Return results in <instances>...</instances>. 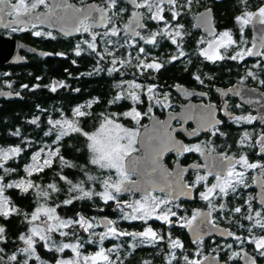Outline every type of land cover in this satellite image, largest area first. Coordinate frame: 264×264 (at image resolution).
<instances>
[{"label":"snow or ice","instance_id":"6c2138e0","mask_svg":"<svg viewBox=\"0 0 264 264\" xmlns=\"http://www.w3.org/2000/svg\"><path fill=\"white\" fill-rule=\"evenodd\" d=\"M123 3L130 4L134 9H145L146 12L132 11L128 22L123 26V30L113 19L121 16L127 8L122 6ZM66 9L72 10L73 23L70 27H66L61 23L60 31L65 35L72 32L80 33L85 36L84 39L78 41L73 49L74 55L79 57L84 52L96 58L98 67L96 72H107L108 75L117 74L121 77L115 83L117 89L112 99L108 101L109 105L118 104L120 102L131 101V106L123 113L101 112L96 116L92 109L93 104L99 103V100L93 99L87 104L77 105L72 109V116L68 118L66 114L61 113L60 118H50L47 121L48 130L44 131V136H54L52 141L56 147L52 148L45 145L35 151L31 157L34 163L25 165L23 171L26 177L16 180H9L13 173L19 172L17 167L8 165V162L20 157L26 148L20 145L9 146L7 148L0 147V218L9 221L10 217H19L21 210L16 207L13 201L6 195L8 189H18L23 194H28L32 190L37 198L38 204L34 210L28 214H24L28 228L27 234L21 233L18 240L23 242L24 247L18 248L25 258L22 264H29V260H35L38 264H49L48 261L41 258L38 254V248L42 247L50 253L65 254V250H71L72 256L68 258L54 257V264H117L112 259V254L118 252L121 245L117 244L113 247H104L105 240H117L125 237H131L133 241H138L140 245H156L157 243H168V264H206L209 260L215 262L217 256H204L203 249L197 248L194 254L187 253V248L179 238H173L171 228L180 227L189 229L195 239L192 243L200 245L204 242L205 236H211L218 233L221 237H230L233 244H217L222 255L219 259L223 264H228L238 256L245 259L247 264H258L257 256L264 258V192L258 193L257 197L248 196L243 203L229 207L234 199L239 198L242 189H247L250 185L246 180V175L251 170L259 169L264 173V163L259 161L253 162L246 153L252 150L257 156L264 160V112L260 115H243L233 114L227 108L214 105L212 103H202L196 113L198 128L193 129L188 135L198 136L200 130H205L211 136H224L221 126L225 120L217 118V112H223L228 122L234 125H250L253 131L247 128L242 130L239 140L236 142L237 155L228 154L229 149L221 152L217 158V163L213 169L208 170L205 174H200L198 169L200 165H191L190 168L194 173V179L191 182L179 184L177 180L183 173L189 171V168H182L180 165L183 161H177L174 174L177 180L165 182V187L160 191L164 192L163 196L153 195L156 185L150 184L149 187H143L141 184L131 181L129 174L134 172L138 162L132 157L136 151V137L138 133L134 130L125 128L119 120L121 118L130 119L137 125L143 117L149 116L153 112V107L170 108L171 105L166 101L167 94H163V99L157 98L158 86L156 84L145 85L139 78L150 77L151 72H159L164 65L157 59L152 58L151 48L160 46L161 40L170 41L171 45L176 48V54L171 55L168 63L179 61L185 57L183 41L186 32L183 31L184 25L180 22L182 13L189 11L193 5V0H106V6L101 8L89 5L84 9L72 8L67 5V0H63ZM41 5L47 9L45 14L36 12ZM240 14L235 16V22L239 25V39L234 38L231 30H225L210 39L198 41L199 57L204 61L216 64L225 60H231L237 63L246 62L247 57H256L257 60L253 64V68H259L260 74L248 69L240 78L241 85L245 81H256L257 85L264 88V28L261 29L259 43H252L250 47H244L248 41L245 38L244 29L246 26L258 23L264 26V0H260L259 6L253 11L249 9V0H238ZM60 7L55 4L49 7L48 0H0V16L12 17L10 25H19L12 27V32L30 31L34 37H42L55 40L57 36L51 31L38 30L39 26L45 22H51L53 25L60 21H64L65 17L59 16L55 9ZM35 13V14H34ZM208 9L204 13H200V20L209 32H215V29L209 22ZM148 21L155 22L156 28L153 30ZM103 31H97V29ZM118 38V39H113ZM206 45V46H205ZM151 46V47H148ZM124 53L121 54L120 50ZM130 50V51H129ZM35 52V49H30ZM40 56H49L53 53L40 52ZM57 56L66 57V53H55ZM76 63L75 60L72 61ZM126 67H131L134 71L131 73L132 79H124L127 73L124 71ZM92 73H89L91 75ZM199 85L209 88L208 82L213 81L214 77L208 76L206 79L199 74L193 75ZM37 77V80H40ZM35 85L33 87H39ZM8 88L12 85L7 84ZM22 88L28 89L29 85H21ZM49 88L51 92H56L60 88L66 87L64 81L53 80ZM177 88L184 91L185 95H195L185 91L181 85ZM79 91V89H74ZM222 95L227 96L229 93L233 95H242L241 88L233 87L227 90L217 89ZM244 91L256 92L257 89H245ZM9 95L11 93H8ZM19 95V93H16ZM200 96L206 97L207 92H200ZM260 95L264 97V92ZM146 98V100H145ZM147 101V111L138 110V106ZM227 104V100L224 101ZM240 108L241 105H236ZM179 115V114H177ZM94 118L99 121V127L95 132L85 131L82 122L86 118ZM155 119L154 117H152ZM173 119L177 117L173 116ZM187 118H192L188 116ZM40 117H36L30 121L32 125L39 126ZM254 122H258L261 128L256 131ZM158 126L159 134L152 138L150 146V157L147 166L153 173L162 174L164 176H172L173 172H167L159 167L160 158L164 152L171 151L177 154V157L183 156L185 153H201L204 150L200 144L186 145L178 142L173 136V132L177 129H170L165 121L155 120ZM74 134L85 138V148L88 153L87 164L84 166L75 165L61 154V141L65 137H72ZM13 136H21L20 130L16 129ZM80 151L79 148L76 149ZM258 150V151H257ZM44 158L42 164L39 162L41 154ZM68 168L81 167L86 177L80 183H74L67 179L66 176L59 174V178L65 181L69 187L68 192L73 193L70 198L64 199L61 204L55 207L48 206L47 201L51 194L61 191L55 183H49L47 187H42L31 179L35 174L42 173L45 168H51L54 160ZM88 165H92L98 170V175H89ZM115 172L116 178L113 179L111 173ZM213 176L215 182H209V177ZM253 183L257 182L256 177H252ZM88 182H92L101 189L96 191L94 188H87ZM200 186L203 190H200ZM140 192V198L134 200L123 199L124 194H135ZM74 193H79L75 195ZM178 193V194H177ZM196 193L201 201L206 203L207 211L199 209L193 210L191 216L182 214V205L176 201L180 196L192 198ZM99 198L105 205L109 202L115 204V211L119 213L118 219H110L102 217L99 220H90L84 215L77 213L72 218H62L57 214L59 207L72 205L78 200H93ZM43 200L44 203H39ZM258 206H254L253 202ZM103 211V209H101ZM141 222L142 231H128L122 229L119 221ZM149 221H159L161 225L169 228L167 233L154 230ZM228 221L234 227L230 230L227 227H221V222ZM242 221H248L245 225ZM10 222V221H9ZM38 222V223H37ZM103 225L105 230L97 233L96 227ZM244 229L245 235L237 234L235 228ZM81 231L78 232L76 229ZM68 229V231H65ZM259 230V231H257ZM65 239L75 240V243L59 242L54 239V234ZM82 233H87L88 237L84 238ZM6 228L0 225V242L6 239ZM98 237V239H97ZM85 243L98 244V250L85 254L82 249ZM123 243V241H122ZM248 244L253 246V255L228 250L233 249L234 244ZM136 247L137 245H130ZM182 250L178 258L172 250ZM5 249L0 247V254ZM243 253V254H242ZM8 261H15L21 264L17 254L13 253L7 256ZM4 256L0 255V264H3ZM121 264L123 262L121 261ZM143 264H151L145 260Z\"/></svg>","mask_w":264,"mask_h":264},{"label":"flooded vegetation","instance_id":"af4514ba","mask_svg":"<svg viewBox=\"0 0 264 264\" xmlns=\"http://www.w3.org/2000/svg\"><path fill=\"white\" fill-rule=\"evenodd\" d=\"M193 0L194 11L189 14L191 16V26L190 34H187L184 38L183 45L184 51L186 53L185 57H182L180 60L185 62L186 65L183 66V70L189 68L190 72L183 77L182 80L179 79L180 74L176 73L170 75H162L159 74L160 71L165 68L168 63V59L171 55L176 54V48L174 45H171L170 41L161 40L160 46L156 48H151L152 58L157 59L160 63L164 65L160 69L159 72H151L150 77H140L139 79L146 85L148 84H156L158 86L157 98L163 99V94H167L168 99L167 103L171 105L170 108H162L159 106L153 107V112L149 116H145L140 121V125H137L134 121L130 119L121 118L119 123H121L125 128L129 130H134L138 133L136 137V144L134 147L136 151L133 154L142 155L143 150L138 144V138L140 132L143 128L147 127L149 124L150 118L154 117L155 120L165 121L170 129H177L179 131L173 132L172 136L180 143L186 145H195L200 144L204 150V154L201 153H185L183 156L177 157L175 152L166 151L163 156L160 158L159 167L164 169L167 172H173L172 176H165L167 182H172L173 180H177L174 174V169L176 168L177 161H183L180 165L182 168H189V171L183 173V175L177 180L179 184L185 182H191L194 179V173L191 170V165H200L201 167L198 169L200 174H205L206 171L211 170L217 163V158L219 154L230 147V151L228 154L236 156L237 148L236 142L239 140L242 130L247 128L249 131H253V126L250 125H234L228 122L227 117L223 112H217V118L225 120V123L221 126L222 131L225 133L224 136H211V134L205 130H200L198 136H190V133L193 129L198 128V121L196 119V113L200 108L202 103H212L217 106L225 107L233 114H243V115H260L264 112V97L260 95L261 92H264V88H261L257 85L256 81L248 80L245 81L243 85L240 83V78L245 74V71L251 69L258 74H260L259 68H253V64L257 60L256 57H247L246 62H234L231 60H225L223 62H219L216 64H212L210 62L204 61L203 58L199 57V46L198 41L201 39L207 41L212 39L216 33L231 30L234 38L239 39V25L235 22V16L239 15V5L238 0H206L204 3L200 4V1ZM203 1V0H202ZM93 4V6L105 7L106 0H67V5H71L72 8H81L84 4ZM199 3V4H197ZM49 7H52L55 4H59L60 7L55 9L56 13L60 16H64L63 12L65 11V6L63 4V0H48ZM260 4V0H249V9L255 10ZM124 6L127 8L121 16H116L113 19L118 23V26L123 30V26L128 22V19L131 16L132 11H141L146 12L145 9H134L130 4L124 3ZM211 9L212 15V24L215 29L213 34L204 33L202 29L198 26L194 25V20L197 14L203 9ZM72 12L71 9H69ZM218 11V12H217ZM37 13L45 14L47 9L43 5L36 9ZM35 14V13H34ZM12 17L4 15L0 16V35L9 39H17L24 44L31 46L35 49V52L30 51L29 49L20 47L18 52L20 56L25 59V63L23 64H2L0 63V90L1 89H10L7 87H3L2 78L3 76L9 78L12 77L11 80L16 82L18 77L19 69L24 70L27 74V78L31 80V85L29 86L30 90H36L41 88L44 91V95L48 94L49 97H55L62 95L67 91H71L76 95V100L73 102L69 109L72 111L77 105L87 104L89 101L93 99L104 100L102 104V108L96 110H107L116 113H123L128 110L131 106V101L120 102L118 104L109 105L108 101L113 98L116 93L115 83L121 79V77L117 74L108 75L107 72H96L95 69L98 67L96 64V58L94 56L89 55L87 52H84L81 56L77 57L74 55L73 49L75 44L84 39L85 36H82L80 33H76L75 35L66 36L61 31L52 28L50 22H45L44 24L39 26L38 30L41 31H51L53 35L57 36V39H47L42 37H34L31 35L30 31L27 32H12V27H19V25H10ZM181 22V20H180ZM149 26L155 30L156 24L155 22L148 21ZM182 23V22H181ZM183 24V23H182ZM185 28V27H184ZM264 26L259 25L258 23H253L245 27L244 33L245 38L248 41L247 44L243 45L244 47H250L252 43H259V38L261 34V29ZM97 31H103V29H97ZM184 31V29H183ZM197 37V38H194ZM118 39V38H113ZM192 40V41H190ZM190 41V42H187ZM164 42V43H163ZM206 46V45H205ZM151 47V46H148ZM130 51V50H129ZM40 52H49L53 53V55L49 56H40ZM66 53V57L57 56L55 53ZM121 54L124 53V50H120ZM75 60L76 63L73 64L72 61ZM15 70V73H11L9 71ZM124 71L127 75L124 79H132L131 73L134 71L131 67H126ZM89 73H92L89 75ZM202 75L205 79L208 76L214 77L213 81L208 82L206 79V83H209L210 87L206 88L204 86L199 85L195 80H193V75ZM37 77H40V80H37ZM169 78L171 81H168ZM264 78V77H262ZM101 81L98 84V80ZM53 80L56 81H64L66 87L58 89L56 92H51L47 85H50ZM154 81V82H153ZM35 85H40L39 87H33ZM181 85L182 87L188 89L189 93H196L195 95H185L184 91H177L176 86ZM101 87V91L103 94L100 95L98 93V88ZM233 87L241 88L242 95H233L229 93L227 96L218 92L217 89L227 90ZM256 88V92L244 91L245 89L251 90ZM74 89H79V91H74ZM13 91V90H12ZM200 92H207L208 95L206 97H202L199 95ZM21 94V93H20ZM105 94L107 95L105 97ZM22 98V96H21ZM20 98V99H21ZM2 98H0L1 104ZM146 100V98H145ZM227 100V104H224V101ZM59 102V101H57ZM56 102H51L50 100L46 102L44 107H40V105H36V110L38 112L42 111H59L63 112L61 107ZM99 103L93 104L92 109H86L88 111H93L95 107H98ZM123 104L122 110H113L114 106H118ZM236 105H241L240 108H236ZM69 107V108H70ZM120 107V106H119ZM35 110V111H36ZM138 110L142 112L147 111V101L144 104L138 106ZM102 112V111H101ZM179 114V115H177ZM167 115L169 118H166ZM177 117L173 119L172 117ZM191 116L192 118H187ZM255 130L258 131L261 128V125L258 122H254ZM158 128V127H157ZM258 151V150H257ZM249 155L250 160L253 162H261L264 163V160H261L260 156H257L252 150H249L247 153ZM158 178L164 177L162 174L156 173ZM252 177L257 178V182L253 183ZM129 179L131 181H135L138 179V175L135 172L129 174ZM246 180L250 185L247 189H242V195L234 199L229 207L238 205L243 203L244 199H247L248 196L259 197L258 193L264 192V173H261L259 169L251 170L246 175ZM209 182H215L214 177H209ZM200 190H203V187L200 186ZM153 195L163 196L164 192H161L160 189H156L152 193ZM178 194V193H177ZM127 199L129 196H134L135 198L140 197L141 193L137 192L135 194H124ZM182 205V214L191 216L193 210H201L207 211L206 203L199 199L198 194L194 193L192 198H187L184 196H180L176 201ZM254 206H258L254 201ZM113 209H115V204L111 203ZM113 211V210H112ZM107 216V215H100ZM98 216V217H100ZM110 219H116L110 216H107ZM98 219V218H97ZM25 219L22 220L24 222ZM127 226V224L135 225L137 227V231L143 228L141 222H128V221H119V225L122 228L123 225ZM149 224L154 228V230L161 231L162 233H167L169 231L168 226L161 225L159 221H149ZM245 225H247L248 221H242ZM1 225V224H0ZM125 226L122 229H126ZM28 227V226H27ZM221 227H227L230 230L234 227L230 225L228 221L221 222ZM99 230H103L104 227L98 228ZM171 235L173 238H179L182 243L186 245L187 253L184 254H194L196 249L202 248L204 256H217L218 260L219 256L222 255L220 249L216 247L217 244L223 246L224 244H233V240L230 237L223 239L221 236L211 235L205 236L203 244L197 245L192 243L195 239L193 234L190 233L189 229L173 227L171 228ZM237 234L245 235L244 229H240L238 227L235 228ZM259 231V230H257ZM7 233V232H6ZM27 234V228L23 226V229L20 230L16 237L10 238L9 235H6V239L3 242H0V247L5 249L4 253L0 254L4 256L3 264H17L15 261H8L7 256L16 253L18 260L21 261L25 258L21 253H19L18 248L24 247L23 242L18 240V236L21 234ZM130 237H125L123 244V248L127 247V240ZM114 243V240L110 239V243L108 245H103L104 247H109ZM41 244V247L38 248V254L42 259L49 258V253L46 251ZM94 248L97 246L92 244ZM143 246V245H141ZM151 246V245H150ZM122 247V245H121ZM120 247V248H121ZM156 253L155 261L150 259L142 260V264L145 260L150 261L151 264H168L169 255H168V243L165 240L164 242L157 243L156 245H152ZM243 249V253H248L250 256L253 255V246L248 244L237 245L234 244L233 249L228 250V254H231V251L241 252ZM96 250V249H95ZM134 251V250H131ZM131 251H127V254L124 256H130ZM176 253L179 258L182 250H172ZM125 252V249H124ZM123 252V253H124ZM242 253V254H243ZM210 254V255H209ZM258 264H264V258H259L257 256ZM222 261V260H220ZM38 263V262H37ZM29 264H36L35 260H29ZM173 264H176V261H173ZM182 264V262H181ZM228 264H247L241 261V257L235 258L233 261H229Z\"/></svg>","mask_w":264,"mask_h":264},{"label":"trees","instance_id":"16d2710c","mask_svg":"<svg viewBox=\"0 0 264 264\" xmlns=\"http://www.w3.org/2000/svg\"><path fill=\"white\" fill-rule=\"evenodd\" d=\"M200 1L201 3H204L206 0H197L196 2ZM199 4V3H197ZM124 6V3L122 4ZM195 4L193 3L191 9L189 11H186L185 13H182L181 22L184 25V32L186 34H190V27L191 26V14L194 9ZM218 12V11H217ZM197 38V37H194ZM192 41V40H190ZM187 41V42H190ZM164 43V42H163ZM186 65L185 62L179 60L177 62L171 63L167 65L165 68H163L159 74L162 75H176V73L180 74L179 79L182 80L184 76H186L190 69L187 68L183 70V66ZM11 73H15V70L9 71ZM12 77H5L2 78V85L3 87H7V84H11V89L13 91L21 93L22 98L11 100V99H2L0 104V147H9V146H16L20 145L21 147L26 148V151L22 152L20 157L15 158L14 160H11L8 162V165L12 167H17L19 172L13 173L12 176L9 178V180H16L21 177H26V173L23 171L26 164L31 163V156L32 153L42 147H45V145H48L49 147H56V145L52 144V141L55 139L54 136H44V131L48 130L47 121L50 118H60L61 113L66 114L68 118H71L72 111L70 105L75 102L76 95L73 94L71 91H67L65 93H62V95L55 96V97H49L48 94L45 96L44 91L41 88H38L36 90H30L24 89L21 87V85H31V80L27 78V74L24 70L19 69L17 81L14 82L11 80ZM101 81V79L98 80V84ZM168 81H171L169 78ZM154 82V81H153ZM8 88V87H7ZM98 93L100 95L103 94V91H101V87L98 88ZM107 95L105 94V97ZM56 102L55 104H58L59 107L63 110V112H57L55 110L51 111H42L38 112L35 108L36 105H40V107H44L46 105L47 101ZM59 101V102H57ZM104 103V100H101L98 107L94 108V114L96 116H99V114L102 112H112L107 111L105 109L103 110H96V108L101 109L102 104ZM123 104L114 106L113 110H122L124 109ZM120 106V107H119ZM70 107V108H69ZM36 110V111H35ZM36 117H40L39 126L32 125L30 121ZM97 124H99V121L94 118H86L82 122V126L85 131L90 132L91 130L95 129ZM19 129L21 136H13L12 133ZM61 147V154L65 157L66 160L69 162L78 165V166H84L87 164V160L89 158L88 153L85 148V138L82 136H78L74 134L72 137H65L63 141H61L60 144ZM79 148L80 151H77L76 149ZM89 175H98V170L95 169L94 166L88 165ZM3 172L0 170V175H2ZM59 174H62L67 177V179L72 180L74 183H80L82 180H85L86 177L84 176L83 170L81 167H74V168H68L62 166L58 159L54 160V163L51 168H45V170L42 173H38L33 175L31 179L35 183L40 184L42 187H47L49 183H55L58 188L61 189L58 193L51 194L50 199L47 201L48 206L55 207L56 205H59L62 203L64 199L70 198L73 193L68 192L69 185L65 182L60 180ZM87 188H94L96 191L101 190L98 185L93 184L92 182H88L86 185ZM75 195H79V193H74ZM6 195L9 196V198L13 201V203L16 205L17 208L21 210V215L17 217H10L9 221H5L2 218H0V224L6 228L7 235L12 237H16L17 233L23 229V226L25 229L27 228V222L26 220L22 222L24 218V214L28 213L30 214L34 208L37 206L38 201L36 198L35 193L30 190L28 194L21 193L18 189H8L6 191ZM125 198V195L122 197ZM39 203H44L43 200H40ZM112 202H109L108 205H105L103 201L99 200V198H95L93 200H78L74 201L72 205H68L65 207H59L57 209V213L61 216L66 217H75L77 213H80L81 215H84L86 218L93 220L97 219L100 215H107L113 218L118 219L119 213L113 209ZM103 209V211H101ZM113 210V211H112ZM121 223V225H123ZM125 225L122 226V228ZM125 230L131 231L136 230L137 227L135 225L127 224L125 226ZM76 231L80 232L81 230L79 228L76 229ZM83 237L86 238V233H82ZM123 241V243H122ZM126 242L124 238L118 239L116 241L117 244L122 245L121 247V254L124 252L123 244ZM110 243L109 240H105L103 245H108ZM86 247L85 249L94 248L92 244L85 243ZM134 251H131L128 260H130L131 264H142V260L150 259L152 258L155 261V251L154 248L150 245H143L141 246L138 244L134 249ZM53 256L56 253H52ZM124 256L119 257V262H124Z\"/></svg>","mask_w":264,"mask_h":264},{"label":"water","instance_id":"95a60500","mask_svg":"<svg viewBox=\"0 0 264 264\" xmlns=\"http://www.w3.org/2000/svg\"><path fill=\"white\" fill-rule=\"evenodd\" d=\"M89 5L93 6V4H91V3L84 4L80 9H84ZM74 7L76 8V6H74ZM208 9H203L197 14V16L194 20V25L200 27L204 33L213 34L214 32H209L207 30V28L202 25L201 20L199 18L200 13H204ZM71 13L72 12H70L69 9L65 8V11L63 12V14H64L63 17H65V20L60 21V22L56 23L55 25H53L51 22L49 24L52 25V28L59 30V31H60L61 23H64L66 27H70L71 24L73 23V20H74ZM60 16H62V15H60ZM209 22L213 27L211 13L209 14ZM75 34H76L75 32H72L66 36L75 35ZM20 47H23V48H26L29 50L33 49L31 46L24 44L23 42H21L17 39H9V38H6V37H3L0 35V63H2L4 65L8 64V63H10V64H23V63H25V59H23L18 52V49ZM182 88L185 91H189L188 89H186L184 87H182ZM176 90L182 91L181 89H179L177 87H176ZM8 93H11V94L9 95ZM16 93H19V92L12 91L10 89H1L0 90V98L11 99V100L20 99L21 94L19 93V95H16ZM166 118H169V116L167 115ZM155 119L150 118L148 126L143 128V130L140 132V135L138 138V144L142 148L143 154L142 155L132 154V157L135 158V160L138 162V165L134 171L138 175V179L135 180V182L141 184L143 187H149L150 184H154V185H156V189H161V188L165 187V182H166L165 176L162 178H158L157 174L153 173L151 171V169L147 166V161L149 160V157H150V146L152 144V138L159 134L158 128H157L158 126L155 124ZM102 217H107V216H100V217H98L97 220H99ZM100 227H104V226L101 224ZM190 233H192V232L190 231ZM212 235L220 236L218 233H213ZM222 238L226 239L227 237H222ZM241 261L247 263V261L243 258H241ZM206 264H223V261H220L217 259L215 262H213V261L209 260L208 262H206Z\"/></svg>","mask_w":264,"mask_h":264},{"label":"rangeland","instance_id":"374dc122","mask_svg":"<svg viewBox=\"0 0 264 264\" xmlns=\"http://www.w3.org/2000/svg\"><path fill=\"white\" fill-rule=\"evenodd\" d=\"M148 84V83H147ZM146 84V85H147ZM116 91H117V89H116ZM99 127V124H97V126H96V128L95 129H93V130H91L90 132H95L96 130H97V128ZM5 148V147H4ZM42 148H45V152H47L48 151V148H46V147H42ZM40 149V148H39ZM39 149H37V150H35V151H38ZM34 151V152H35ZM33 152V153H34ZM33 153H32V155H33ZM32 157V156H31ZM43 158H44V155H43V153L41 154V158H40V163L42 164V162H43ZM31 163H34L33 161H32V159H31ZM111 175H112V177H113V179H115L116 178V174H115V172L113 171L112 173H111ZM140 197H137V198H135L134 196H129L126 200H134V199H139ZM58 214V213H57ZM59 215V214H58ZM59 216H61V215H59ZM62 218H71V217H66V216H61ZM97 220V219H96ZM38 223V222H37ZM28 225V227H27V231H28V228L29 227H31V225H29V224H27ZM100 227V226H99ZM99 227H96L95 228V231L97 232V233H100V232H102V231H104L105 230V228L103 229V230H99L98 228ZM101 228V227H100ZM103 228V227H102ZM143 230V228L142 229H139V230H137V231H142ZM65 231H68V229H65ZM131 231H133V230H131ZM88 237V234L86 233V238ZM54 239H56V241H57V243H59V242H66V243H75L76 241L75 240H72V239H65V238H63V237H59V235H58V233L57 234H54ZM97 239H98V237H97ZM118 240V239H117ZM117 240H114V243L112 244V245H110L109 247H113L114 245H117V243H116V241ZM41 244H43V242H40ZM127 244H128V246L127 247H124V249H125V252L123 253V254H121L120 252H121V248H119V250H118V252H116V253H114V254H112V259H114V260H116L117 259V257H121V256H125L126 254H127V251H131V250H133L135 247H131L130 245H138L139 243H138V241H133L132 240V238L130 237L128 240H127ZM97 247L96 248H89V249H85V247H86V245H84V248L82 249V251L85 253V254H87V253H90V252H94V251H96V250H98V247H99V245L98 244H95ZM145 245H147V244H145ZM152 246V245H151ZM106 248H108V247H106ZM96 249V250H95ZM72 256V253H71V250H65V254H61V253H56L54 256H53V254L52 253H49V258H47V259H45L46 261H48L49 262V264H54V257H62V258H68V257H71ZM127 258H129L128 256H126L125 257V259H124V262H123V264H131V262H130V260H128ZM119 260V259H118ZM117 260V264H121V262H119ZM36 264H38L37 262H36Z\"/></svg>","mask_w":264,"mask_h":264}]
</instances>
